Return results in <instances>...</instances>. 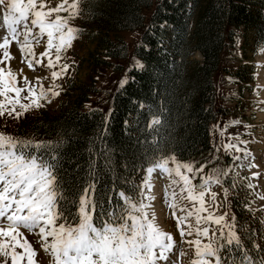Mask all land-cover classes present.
<instances>
[{
	"label": "trees",
	"instance_id": "trees-1",
	"mask_svg": "<svg viewBox=\"0 0 264 264\" xmlns=\"http://www.w3.org/2000/svg\"><path fill=\"white\" fill-rule=\"evenodd\" d=\"M79 5L89 26L108 32L141 30L133 48L108 36L102 39L107 57L129 60L127 81L114 92L108 111L84 110L81 101L54 117L26 116L13 135L58 143L66 193L78 194L85 183L95 182L97 197L107 209L108 197L115 205L120 191L139 198L143 172L154 155L194 163L212 154V126L224 115L216 83L222 56L235 47L238 36L244 49L264 47V0H80ZM195 53L202 60L192 59ZM133 58L144 66L138 67ZM244 68L247 73L242 67L227 73L249 86L254 68ZM153 117L161 123L150 128ZM232 160L227 155L226 165ZM234 181L226 178L223 185L237 193L230 201L236 232L258 261L264 258V226L247 209V184L235 187Z\"/></svg>",
	"mask_w": 264,
	"mask_h": 264
},
{
	"label": "snow or ice",
	"instance_id": "snow-or-ice-1",
	"mask_svg": "<svg viewBox=\"0 0 264 264\" xmlns=\"http://www.w3.org/2000/svg\"><path fill=\"white\" fill-rule=\"evenodd\" d=\"M51 3L52 0H0V29L3 30L0 31V116L15 114L18 119L33 108L43 107L41 101L51 103L49 93L52 97L60 95L55 84L46 90L39 76L35 77V84L25 76L23 85L18 86L17 73L10 64L13 57L9 49L13 42L23 54L21 62L26 60L33 70L34 64H42L44 57L48 58L46 67L55 69L61 54L71 47L78 29L70 26L69 20L79 14L80 0H61L45 11L46 4ZM61 12L68 15L62 16ZM44 37L46 51L37 59L33 42L39 44ZM68 68V64H63L59 71H52L53 80L61 78ZM23 93L27 95L22 96ZM160 123L159 117H153L149 127ZM220 135L224 136L223 130ZM242 143L247 142H228L224 150L234 149L246 158L249 153L239 146ZM233 159L240 161L242 157L237 155ZM170 161L173 167L169 166ZM60 168L58 143L21 139L0 132V264H9V259L11 264H36L37 253L23 237L21 228L39 235L43 250L52 258L51 264H159L160 261L177 264L175 259L170 260L173 236L159 227L155 213L150 212V202L155 199L150 195L151 177L157 170L171 178L168 187L172 190L165 189V201H170L181 240L194 248L191 264H228L229 261L236 264L237 254L240 264H264V258L255 261L244 248L235 230V216L230 221L227 212L215 215L206 205L205 196L211 185L222 183L220 175L201 177V183L195 185L193 180L203 167L194 170L190 164L177 162L174 156L156 154L145 168L139 198L120 191L115 205L112 197H108L106 209L103 200L97 197L95 182L85 183L78 194L66 193ZM223 175L227 176L228 171ZM258 176L259 173L253 174V178ZM247 187L255 185L249 183ZM224 195H228L227 188ZM177 196L181 201L187 200L191 207L181 206ZM216 197L212 192L213 204ZM69 205L74 206V212ZM176 211L183 215L177 217ZM191 218L195 225L190 222ZM212 225L216 227L211 228ZM193 235L194 239L184 240ZM180 255L185 253L181 251Z\"/></svg>",
	"mask_w": 264,
	"mask_h": 264
},
{
	"label": "rangeland",
	"instance_id": "rangeland-1",
	"mask_svg": "<svg viewBox=\"0 0 264 264\" xmlns=\"http://www.w3.org/2000/svg\"><path fill=\"white\" fill-rule=\"evenodd\" d=\"M60 2L61 0H52L51 4L56 3L57 5ZM69 2H72V0H69ZM51 4H46L47 6L44 10L47 11ZM60 15L67 16L68 13L61 12ZM69 24L78 29V34L76 39L72 41L71 47L61 54L62 58L55 69L46 67L47 57L43 58L42 64H34L35 70L30 69L26 60L21 62L23 60V54L20 51L19 45L13 42L10 46L9 51L13 57L10 64L12 70L17 73L18 86L23 85V78L25 76L32 80L34 84L36 83L35 77L39 76L43 78L40 83L43 84L46 90L55 84L57 85L55 90L59 91L60 95L52 97L49 93L51 103L41 101L43 107L33 108L25 112L18 119L15 118V114L9 116L5 113V115L0 116V132L14 136L13 131L18 128L19 124L21 125L20 120L22 121L26 116L28 119L39 115L54 117L61 113V111L81 101L84 110L99 108L108 111L110 108L114 92L128 79L127 68L129 60L117 61L107 57L106 50L102 46V39L108 36L116 44L122 43L123 41L129 47L133 48L140 41L141 30L108 32L98 27L89 26L82 19L80 5L79 14L69 20ZM0 31L3 30L0 29ZM46 39L44 37L39 44L33 42V51L37 59L40 58L41 53L46 51ZM243 42V39L238 37L235 41V47L223 54L221 71L216 77L218 107L223 111L224 115L220 116L212 126V154L204 161H195L194 163L181 162L174 157L177 162L192 165L194 170L203 167V171L198 173L193 180L195 185L201 183V177L220 175L222 183L211 185L210 191L205 196V201L206 205L211 208L215 215H223L227 212L230 221L232 216H234L230 201L237 193L228 190V195L225 197L224 180L226 178H235L237 183L240 180L246 179L249 183L255 185L254 188H249V192H245L250 205L248 209L254 212L251 214L252 220L259 224V226H264V199H261L264 196V47L252 50L249 49V46H246V49H244ZM52 58L55 59L54 52L52 53ZM192 59L202 60V57L199 53H195ZM133 62L138 67H143L140 59L133 58ZM63 64L69 65L67 72L61 78L53 80L51 72L54 70L59 71L60 66ZM244 64L249 68L253 67L255 70L254 83L249 84V86L238 84L227 73L229 69L236 70L241 67L243 73H247ZM23 95H27V93H23ZM222 130L224 131L223 137L220 135ZM237 137L239 140H237ZM229 138H231V141ZM239 141L247 142L246 144L242 143L239 145L249 153L246 158L243 157V153H237L234 149L230 152H225L224 150L226 143H238ZM227 155L232 157L240 155L242 159L240 161L233 159V164L228 167L226 165ZM249 164H255L257 167H248ZM169 166H174L171 161L169 162ZM224 171H228L227 176L223 175ZM254 173H259V176L253 178ZM145 175L143 174L144 178ZM153 181L158 182L160 186L158 194L160 195L156 200L150 202V212L156 208L160 209L161 214L165 217L166 226H164L167 228L165 232L170 234L174 233L177 241L176 248L171 253L173 255L170 254V260L175 259L177 264H191V260L194 259V248H189L187 243L181 240L176 218L172 215L173 210L169 207L170 201L168 203L165 201V189L168 188L169 192L172 190L168 187L171 183V178L167 175L162 176L159 170H157L152 174L151 182ZM199 190L197 188V191ZM144 191L146 193L148 192L147 189H144ZM212 192L217 194L216 204H218V207L211 200ZM177 202L181 206L188 205L191 207L187 200L181 201L179 196H177ZM180 215H183V213L176 211V216L178 217ZM190 222L195 225L194 218H191ZM215 227V225L211 226V228ZM211 228L209 232L210 236L212 235ZM20 231L37 253L35 257L36 264H51L52 258L43 250L39 235L23 228ZM217 235H219V232H217ZM193 238H195V235L191 237L186 236L184 240ZM257 244L260 245L258 242ZM17 251L22 252L23 250L17 248ZM181 251L185 255L181 256ZM159 263L167 264L164 261H160ZM9 264H11L10 259Z\"/></svg>",
	"mask_w": 264,
	"mask_h": 264
},
{
	"label": "bare ground",
	"instance_id": "bare-ground-1",
	"mask_svg": "<svg viewBox=\"0 0 264 264\" xmlns=\"http://www.w3.org/2000/svg\"><path fill=\"white\" fill-rule=\"evenodd\" d=\"M47 6V5H46ZM56 6V3L55 4H51L50 7H54ZM153 187H152V190H151V195L155 197L154 200H156L160 194H158V192L160 191V186L158 184L157 181H153L151 182ZM156 193V194H155ZM153 202V201H152ZM158 202V201H157ZM155 203V202H154ZM158 205V204H157ZM156 207V205H155ZM161 207V206H160ZM151 212H154L155 213V217H156V223L159 225V227L163 230V231H166L167 228H165L166 226V222H165V217H163V214H161V211L159 208H156V209H153L151 210ZM165 225V226H164ZM171 235L173 236V240H174V248H173V251L175 250L176 248V238L174 237L175 234L174 233H171ZM194 239V238H193ZM206 242V241H205ZM173 255V254H171ZM160 264V263H159ZM164 264V263H163Z\"/></svg>",
	"mask_w": 264,
	"mask_h": 264
}]
</instances>
